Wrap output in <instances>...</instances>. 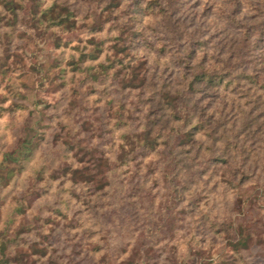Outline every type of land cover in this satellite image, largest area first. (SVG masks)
I'll use <instances>...</instances> for the list:
<instances>
[{"label":"rangeland","instance_id":"1","mask_svg":"<svg viewBox=\"0 0 264 264\" xmlns=\"http://www.w3.org/2000/svg\"><path fill=\"white\" fill-rule=\"evenodd\" d=\"M242 1L236 23L226 26L222 6L227 8V0L160 2L194 39L237 44L242 64L264 74L254 36L244 41L246 29L253 35L255 19L264 17V0ZM54 2L74 12L73 26L56 24L58 8L47 12ZM146 3L0 0L3 264H264V100L259 90H246L241 82L224 96L201 97L204 122L192 131L193 143L186 141L190 147L179 155L175 176L165 151L149 155L135 144L121 157L126 127L113 110L120 104L132 109L134 130L149 110V93L122 89L118 77L111 79V69L95 81L88 66L124 58L128 24L153 38L172 35L157 26L159 15L143 10ZM34 7L39 18L31 14ZM132 8L139 9L137 21L128 17ZM91 38L99 42L96 48ZM147 52L144 57L142 50L134 53L140 56L137 62L145 61L141 71L155 73V82L175 81L185 69L172 66L171 49L159 59L155 51ZM84 53L96 58L85 59ZM123 66L116 69L122 72ZM157 101L150 118L159 125L167 116ZM175 124L166 122V127ZM225 141L228 157L218 154Z\"/></svg>","mask_w":264,"mask_h":264},{"label":"trees","instance_id":"2","mask_svg":"<svg viewBox=\"0 0 264 264\" xmlns=\"http://www.w3.org/2000/svg\"><path fill=\"white\" fill-rule=\"evenodd\" d=\"M160 1L161 0H147L143 10L147 9L148 15H159L160 20L157 22V26L169 29L172 35L169 37L157 35L156 38H153L147 36L145 31L141 28L139 31H131V24H128L126 29H128L130 33L127 38H124V58L122 59V57L119 56L117 57L118 59H108L106 64L100 63L88 67L92 70L90 76H94L93 80L95 81L99 80H97L96 76L104 74L106 76L110 75L107 69L108 71L111 69L113 72L111 74V79L118 77L119 82L122 81V89H140L145 90V93H149L145 102V106H147L149 110L142 116L144 122H138L137 125L132 127L134 130H130V113L132 109H126L124 108V104H120L113 110V115L117 122L119 121L126 127L125 132L121 135V142L119 143L122 149L121 157H127L128 154H131L135 150V144L139 147H143L147 152L146 154L149 155H151L152 152L163 153L165 151L163 154L165 155V159L169 161L167 165L171 168L170 174H172L171 176H175L178 174V170H175L176 165L178 162L182 161L179 155L186 149L185 146L190 147V144L193 143V141H190L192 131H198L204 122L200 117V114H203V112H199V108H201L199 105L201 97L211 96L213 94L217 95L213 92H221L220 94L224 96L225 92L232 91L234 88H237L241 82H244L247 84L246 90L252 88L259 90L260 93H258V96L263 97L264 100V74L261 73V70L255 69L253 65L242 64L240 50L237 44L233 46L227 45L225 47L224 45L214 46L206 37L194 39L192 35L185 32L187 30L186 27L182 24L179 25L178 19H173L172 11H170L166 5H162ZM227 1L229 2L227 8L222 6V8L226 10V15H223L225 23H222L224 26L230 23H236L235 16L240 12V6L244 4L242 0ZM152 3L158 6L157 10H154L156 5ZM137 5V2L133 3L135 7H137ZM57 8L58 14L55 16L57 18L56 24L73 26L74 23L72 20L70 21V18L74 17L75 14L68 6L64 4L62 6L54 2L47 7V12L51 14V12ZM31 10L32 16L34 18H39V9L34 7V9L32 8ZM131 12L133 16L130 15L128 17L137 21V19H135V14H139V9L132 8ZM44 13L45 12L42 11V14ZM55 17L53 16L52 20ZM255 20L256 21L253 23V28L255 29L253 30V35L249 33L248 27V29H246L247 33L245 34L244 41H249L250 37L248 38V36H254L251 42L254 47L260 49L259 58L261 62L264 63V48L262 47L264 43L261 45V41L264 42V17L260 16V18ZM54 22L55 20L52 21V23ZM148 26L150 27V25ZM91 30L97 32L98 29L92 27ZM163 32L164 31H159V33ZM115 39L117 40V38ZM89 40V43L95 45V48L98 46L99 42L93 41L92 38ZM66 42V40H63V43ZM115 42L113 43L114 45H116ZM168 49L172 50L169 58L172 66H183L186 71L185 69H180V75L178 74L175 77V81L165 83L162 80L160 82H155V73L147 68H145L144 72L140 70V66L144 65L145 61L142 59L137 62L136 60L140 56L136 55L134 52L139 54V50H142V56L144 57L149 55L147 51L151 53L155 51L156 57L159 59L161 56L166 55ZM84 58L95 59L96 57H94L92 53H84ZM99 65L103 67V73L96 67ZM118 65H124L123 67L125 68L122 72L116 69ZM155 99L158 100L156 104L160 105L161 109L164 108L163 114L167 116L165 121L171 124L176 123L175 125L166 127V122L157 125V119L150 118V114L152 113L151 107L154 105ZM110 101L111 100H109V103ZM137 102H139L138 99ZM112 105L113 104L110 106ZM124 112L126 117L124 116ZM195 116L197 119L193 121ZM188 126H191L190 128H192V130L189 131ZM174 138H177V143L173 145ZM187 140L190 141V144L185 145ZM229 141L231 142L232 139ZM228 144L230 143L225 141L223 144V147L225 146V148H223L224 150L222 149L218 153L222 157L230 156L228 153ZM177 146H182L180 147L182 149L178 150L174 148ZM224 160V162L227 161L226 159ZM173 161L174 164H171ZM239 233L242 232L239 231ZM0 264H3L2 259H0Z\"/></svg>","mask_w":264,"mask_h":264}]
</instances>
